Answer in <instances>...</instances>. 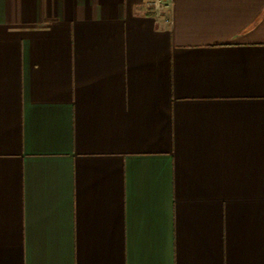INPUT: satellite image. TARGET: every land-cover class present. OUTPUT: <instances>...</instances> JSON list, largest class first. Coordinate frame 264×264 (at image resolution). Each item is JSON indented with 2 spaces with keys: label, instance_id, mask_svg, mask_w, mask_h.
I'll return each mask as SVG.
<instances>
[{
  "label": "crops",
  "instance_id": "obj_1",
  "mask_svg": "<svg viewBox=\"0 0 264 264\" xmlns=\"http://www.w3.org/2000/svg\"><path fill=\"white\" fill-rule=\"evenodd\" d=\"M0 0V264H264V0Z\"/></svg>",
  "mask_w": 264,
  "mask_h": 264
},
{
  "label": "built area",
  "instance_id": "obj_2",
  "mask_svg": "<svg viewBox=\"0 0 264 264\" xmlns=\"http://www.w3.org/2000/svg\"><path fill=\"white\" fill-rule=\"evenodd\" d=\"M171 0H150L148 5L155 16L165 14L169 10Z\"/></svg>",
  "mask_w": 264,
  "mask_h": 264
}]
</instances>
